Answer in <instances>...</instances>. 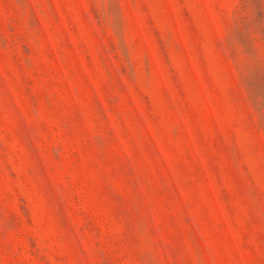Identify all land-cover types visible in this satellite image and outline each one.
Instances as JSON below:
<instances>
[{"label":"rangeland","instance_id":"obj_1","mask_svg":"<svg viewBox=\"0 0 264 264\" xmlns=\"http://www.w3.org/2000/svg\"><path fill=\"white\" fill-rule=\"evenodd\" d=\"M0 264H264V0H0Z\"/></svg>","mask_w":264,"mask_h":264}]
</instances>
